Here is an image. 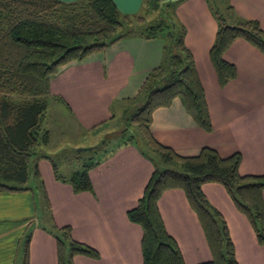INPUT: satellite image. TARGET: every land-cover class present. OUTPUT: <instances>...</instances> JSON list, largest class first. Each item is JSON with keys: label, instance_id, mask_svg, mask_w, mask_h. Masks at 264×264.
I'll return each instance as SVG.
<instances>
[{"label": "crops", "instance_id": "obj_1", "mask_svg": "<svg viewBox=\"0 0 264 264\" xmlns=\"http://www.w3.org/2000/svg\"><path fill=\"white\" fill-rule=\"evenodd\" d=\"M146 1L115 0L124 13L147 12L154 17L155 11L147 10L150 8ZM215 1L179 0L175 5V15L185 28V42L195 56L205 88L213 129H203L177 98L171 106L154 112L151 131L159 142L183 156L197 155L206 146L223 157L241 152L240 172L264 175V53L243 38L235 40L224 57L236 66L237 76L225 86H221L210 56L219 28L214 8L230 4L237 17L258 20L264 29V0ZM235 22V18L229 19V23ZM163 46L161 37L129 36L84 61L62 67L51 82L53 101L62 106L67 118L62 127L77 131L75 134L98 136L100 124L114 120L115 107L135 97L160 64ZM46 121L51 140L44 149L51 154L55 123ZM91 141L76 143L72 151L79 146H96L95 140ZM116 146L102 154L90 169L92 191L75 192L71 184L51 176L46 164L43 174L42 166L47 160L39 161L48 225L36 216V189L0 191V264L23 263V238L29 226H33L30 264H58L57 241L49 231L53 222L60 227L70 225L74 239L95 247L101 254L99 259L77 255L74 264H143V230L127 212L138 204L155 165L132 142L120 141ZM202 187L228 222L238 264H264V245L259 244L249 219L237 209L225 187L215 182ZM159 208L187 264L210 261L212 253L204 231L184 191L164 192Z\"/></svg>", "mask_w": 264, "mask_h": 264}, {"label": "trees", "instance_id": "obj_2", "mask_svg": "<svg viewBox=\"0 0 264 264\" xmlns=\"http://www.w3.org/2000/svg\"><path fill=\"white\" fill-rule=\"evenodd\" d=\"M177 1L147 0V10L155 11L150 17L147 12L124 13L115 0H0V191L28 189L31 177H41V159L51 160L57 174V164L44 149L51 140L45 120L52 98L51 82L62 67L84 61L129 36L161 37L164 46L160 64L138 94L126 99V125L110 138L125 135L127 126L134 124L152 152L168 165L156 167L153 157L137 145L135 135L122 141L135 142L155 165L138 204L127 212L143 230V264H187L159 208L161 196L171 189L185 192L204 231L212 259L199 264H238L228 222L202 186L208 182L222 184L237 209L249 219L259 244L264 245V175L242 174L241 152L223 157L206 146L197 155L183 156L159 142L151 131L154 112L171 106L177 98L203 129H213L195 56L185 42V28L175 15ZM167 5L169 10L174 9V15L167 12ZM214 12L219 28L210 56L219 82L225 86L237 76L236 66L224 57L227 49L243 38L264 53V29L258 20L237 17L230 4L216 7ZM230 18L236 22L229 23ZM98 159L84 161L69 177L57 174V178L70 183L75 192L92 191L89 171ZM49 231L57 241L58 264H74L77 255L101 257L98 249L73 238L70 225L60 227L53 222ZM32 234L33 226H29L23 238L22 264H30Z\"/></svg>", "mask_w": 264, "mask_h": 264}, {"label": "rangeland", "instance_id": "obj_3", "mask_svg": "<svg viewBox=\"0 0 264 264\" xmlns=\"http://www.w3.org/2000/svg\"><path fill=\"white\" fill-rule=\"evenodd\" d=\"M214 3H216L215 0H213ZM172 7V4H170V8ZM167 12L171 15H174V9L168 8V5L165 7ZM164 40V39H162ZM62 106L58 105L53 101V98L50 97V102H49V107L47 111V116L46 119L52 120V122L55 123L54 127V142L50 144V146H53V153H51V156L54 160V162L57 164V174L60 175H67L70 176L72 171L75 169H80L83 164H81L82 161H90L91 158H97L101 157L104 151H112L117 148L116 144L120 141H123L125 138H130L131 135H135V139H138L137 145L143 148L146 152L150 154L151 157H153V160L156 161V167L159 168H164L168 165H166L163 160L158 156L156 153L152 152L151 148L146 144L144 139H142L141 135L139 134V131L136 127V125L131 124L128 125V131L125 135L120 136V137H114L110 139L112 136L117 135L119 129L124 128L127 122L124 119V112L127 108V104H119L115 107L114 114H115V119H110L98 130V136L94 137L93 133H78L75 134L77 131H68L62 127V124L67 120V118L62 114ZM65 115L68 114L66 112V109H64ZM45 122H47L45 120ZM66 131H61V130ZM93 135V136H91ZM94 137V138H93ZM95 140L94 144H96V147L99 148L100 150H95V151H85V152H77V151H72V149L75 147L76 143H83L84 141H89L90 143ZM81 140V141H80ZM80 141V142H79ZM135 143V142H133ZM136 144V143H135ZM58 147L61 148H67L66 150H60ZM95 147V146H94ZM71 148V149H69ZM79 148H89V146H79ZM46 163L43 164L42 169H43V174L44 172L46 173L47 171V166L50 168V175H54L57 178V174L54 170L53 163L51 160L46 159ZM84 163V162H83ZM46 164V165H45ZM46 166V167H45ZM51 175V176H52ZM40 179H35L34 176L31 177L30 181L27 183L29 187H31L33 190L36 189V193L38 196V202H37V211H36V216H38V219L40 221H43L45 225L48 218L47 216L44 217V211L45 208L47 207L46 203V197L43 192V178L41 179L42 181H39ZM70 184V183H69ZM43 189V190H42ZM185 193V192H184ZM186 195V194H185Z\"/></svg>", "mask_w": 264, "mask_h": 264}, {"label": "water", "instance_id": "obj_4", "mask_svg": "<svg viewBox=\"0 0 264 264\" xmlns=\"http://www.w3.org/2000/svg\"><path fill=\"white\" fill-rule=\"evenodd\" d=\"M82 148H79V150H81Z\"/></svg>", "mask_w": 264, "mask_h": 264}]
</instances>
